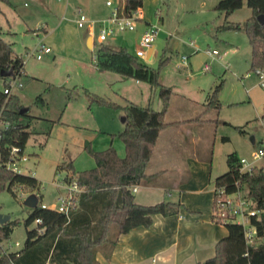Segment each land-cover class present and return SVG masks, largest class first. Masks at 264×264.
Segmentation results:
<instances>
[{"label": "rangeland", "instance_id": "1", "mask_svg": "<svg viewBox=\"0 0 264 264\" xmlns=\"http://www.w3.org/2000/svg\"><path fill=\"white\" fill-rule=\"evenodd\" d=\"M77 1L11 0L9 5L0 2V36L10 44L12 56L23 63V74L18 77L21 87L13 88L11 94L17 96L20 110L34 117L22 150L26 160L20 164L30 187L7 185L0 191V214L9 215V220L16 222L1 246L10 245L12 251L20 249L25 240L28 245L38 239V235H32L35 225L31 208L24 205L27 197L54 212L56 197L64 192L63 177L67 174L57 166L71 162L75 172L94 166L92 157L83 149L84 142L93 151L111 146L117 155L123 156L118 133L123 128L120 118L124 100L118 95H145L133 80L120 81L117 74L92 67V55L100 45L95 42L96 31H92L93 44L90 43L89 49L86 27L75 25L73 12L77 6L88 19L95 20L105 18L110 8L104 5V0ZM217 1L142 0L139 8L142 14L134 20V30L108 37L105 43L133 54L144 25H156L158 33L148 49L152 55L146 53L139 60L152 68L164 60L158 72L160 78L174 82L179 90L193 86L197 91L192 90V95H209L221 82L216 94L219 108L211 112L219 122L214 126L216 137H227L222 143L224 149L235 150L249 162L253 160V151L264 145V87L257 84L254 71L249 70L250 47L243 30L220 26L227 23L242 26L251 10L242 0L241 7L225 15L213 9ZM40 14L49 17L43 19ZM42 20L47 23L45 38L39 29ZM42 37L49 53L40 60L27 56ZM211 50L218 56L210 58L205 51ZM181 57L185 58L184 67ZM203 63L209 65L205 72H201ZM177 64L180 69H176ZM4 80L5 77H0V88ZM87 94L115 105L90 101ZM37 96L42 99L40 102H34ZM262 160L264 156L255 164ZM26 170L34 173L32 178ZM262 241L255 235L251 239L252 245Z\"/></svg>", "mask_w": 264, "mask_h": 264}, {"label": "trees", "instance_id": "2", "mask_svg": "<svg viewBox=\"0 0 264 264\" xmlns=\"http://www.w3.org/2000/svg\"><path fill=\"white\" fill-rule=\"evenodd\" d=\"M114 1L126 15L137 11L142 4V0ZM0 2L8 4V0ZM242 3V0H218L213 9L228 15L241 7ZM244 4L251 10V15L243 25L227 23L220 28L243 30L250 47L249 70L253 71L256 67L264 68V24L260 25L256 20L257 14H264V0H245ZM11 51L10 44L0 36V71L12 67V74H16L18 69L23 68V63L17 56H12ZM93 55L92 64L95 69L113 72L122 78H131L157 88L161 109L156 111L125 100L121 107L123 128L118 133L123 144V156L117 155L111 146L93 151L88 142H84L83 149L94 161L92 168L75 172L71 162L60 163L57 168L67 173L63 181L74 180L84 187L76 199L69 221L65 223L61 215L34 207L30 210L33 219L41 218V226L45 228L43 234L38 235L33 229L32 235H38L36 241L27 245L25 240L20 249L7 252L2 249L1 242L8 238L16 223L7 220L0 225V264H97L95 253L100 251L108 258L120 234L135 227L147 228L154 214L168 216L184 208L181 203L170 201L151 205L137 204L130 190L147 178L145 167L158 133L166 126L164 114L171 88L158 82V72L164 60H159L156 68H152L124 48L110 47L105 42L100 43ZM220 86L221 82L211 90L206 108H219L216 94ZM87 97L99 104L115 105L96 95L87 94ZM41 100L37 96L34 102ZM20 107L16 95L6 96L0 88V118L8 124L0 130L3 161L8 157L11 146L23 150L29 136L28 128L34 117L21 113ZM235 128L242 132L241 128ZM225 165L226 170L213 179V187H222L226 193L238 187L255 202L259 214L251 218V224L255 228V236L263 241L252 245L245 238L240 224L225 222L222 225L226 234L215 242L213 256L201 264H264V169L252 166L240 171L241 164L235 152L225 155ZM30 183L23 175H12L0 166V191L7 185L30 187Z\"/></svg>", "mask_w": 264, "mask_h": 264}, {"label": "crops", "instance_id": "3", "mask_svg": "<svg viewBox=\"0 0 264 264\" xmlns=\"http://www.w3.org/2000/svg\"><path fill=\"white\" fill-rule=\"evenodd\" d=\"M77 2L87 3L88 0ZM9 4L11 0H8ZM137 11L140 12L139 9ZM40 15L43 19L49 17L48 14ZM39 29L45 38L48 34L45 20ZM84 31L92 42L90 29L85 28ZM7 33L10 34L9 31ZM149 55L152 52L149 51ZM181 63L184 67L185 58ZM180 68L177 64L176 69ZM127 79L120 77L117 80ZM158 80L171 88L164 114L166 126L158 133L145 167L147 178L130 190L137 204L170 201L179 202L184 208L173 215L154 214L147 228L135 227L120 234L108 258L100 251L95 253L97 264H201L213 256L215 242L226 234L223 225L211 220L213 179L226 170L225 155L235 150L224 149L222 143L227 141V137H216L214 126L219 122L211 113L215 109L206 108L208 95H192L197 91L193 86L192 89L184 87L179 90L174 82H168L159 75ZM133 82L145 95L118 96L124 101L135 104L141 101L142 104L138 105L160 110L157 88L145 82ZM262 157L249 162L245 160V163L248 168L257 166L264 169V160L255 164Z\"/></svg>", "mask_w": 264, "mask_h": 264}, {"label": "built area", "instance_id": "4", "mask_svg": "<svg viewBox=\"0 0 264 264\" xmlns=\"http://www.w3.org/2000/svg\"><path fill=\"white\" fill-rule=\"evenodd\" d=\"M105 5L110 8L108 15L102 19L90 20L84 13L79 9H74L73 22L78 28L86 27L90 29V34L92 31H96L95 42L100 44L104 43L108 37H113L115 34L124 31L134 30V20L141 17L140 12L135 11L130 15H126L122 12L121 6H119L114 0H105ZM137 15V16H136ZM158 33V27L156 25L145 24L139 38L137 40L136 47L134 49V56L137 58H144L148 49L151 48L152 43ZM93 44V40H92ZM49 48L45 46L41 41H37L31 50L26 54L27 56H32L34 59L38 60L41 58L42 54L48 53ZM205 53L210 57L214 58L218 56L215 50L205 51ZM94 59V55H92ZM181 61L184 62V57H181ZM208 63H203L201 67V72H205L208 69ZM254 74L258 79V85L264 87V68L256 67ZM23 72L22 67L18 69L16 74L5 77V82L1 87L2 93L6 96L11 94L13 88L21 87V83L18 81L19 75ZM7 122L2 121L0 118V130L7 127ZM254 159H258L264 156V148H257L252 154ZM26 160V157L22 154V150L18 147L11 146L8 150V157L2 159L0 153V166L8 170L12 175H22V168L20 164ZM3 161V162H2ZM241 164L240 171L248 169L247 164L244 159H239ZM30 178L33 177V172L26 170ZM63 187L64 192L58 194L56 197V209L55 213L61 215L66 222L69 221L70 213L75 207L76 199L78 195L83 192L84 187L79 186L74 180L69 182H64ZM134 190V188H132ZM38 206L40 209H47L44 204H35L34 207ZM32 207L31 209H33ZM259 210L257 209L255 202L248 198L245 193L238 187L235 191L226 193L222 187H213L212 189V206H211V220L217 224H223L225 222H233L240 224L244 231V236L248 242L251 243L252 237L255 235V228L251 224V218L257 217ZM35 232L38 235H42L44 232V227L41 226V218L36 217L33 219ZM14 247L18 246L17 242H14ZM10 245L2 247L5 251L9 252Z\"/></svg>", "mask_w": 264, "mask_h": 264}, {"label": "water", "instance_id": "5", "mask_svg": "<svg viewBox=\"0 0 264 264\" xmlns=\"http://www.w3.org/2000/svg\"><path fill=\"white\" fill-rule=\"evenodd\" d=\"M256 20L258 22V24L263 25L264 24V14H257L256 15ZM91 38L88 36L86 39V45L87 47L90 49L89 45ZM149 53V52H148ZM12 67H9L6 70H2L0 71V77H7V76H11L12 75ZM21 113H25L24 110H20ZM120 121L123 122V117L120 118ZM250 142H253V138L250 137L249 138ZM24 205L27 208H32L35 206V201L32 197H27V199L24 201ZM7 220H9V215H5V214H0V225L3 224L4 222H6Z\"/></svg>", "mask_w": 264, "mask_h": 264}]
</instances>
